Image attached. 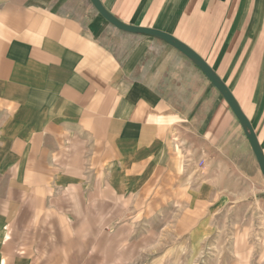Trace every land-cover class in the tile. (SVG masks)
I'll list each match as a JSON object with an SVG mask.
<instances>
[{
  "label": "crops",
  "instance_id": "crops-1",
  "mask_svg": "<svg viewBox=\"0 0 264 264\" xmlns=\"http://www.w3.org/2000/svg\"><path fill=\"white\" fill-rule=\"evenodd\" d=\"M100 2L199 54L264 155V0ZM244 156L264 190L235 114L171 44L90 0H0V264H172Z\"/></svg>",
  "mask_w": 264,
  "mask_h": 264
},
{
  "label": "rangeland",
  "instance_id": "rangeland-1",
  "mask_svg": "<svg viewBox=\"0 0 264 264\" xmlns=\"http://www.w3.org/2000/svg\"><path fill=\"white\" fill-rule=\"evenodd\" d=\"M219 166L216 172L223 175L220 169L227 166ZM235 167L236 174L242 172L249 178L240 176L238 181L235 177L225 181L229 187L223 196L227 199L217 204L215 214L210 216L209 229H204L206 233L198 244L192 245L187 239L183 244L174 245L176 259L172 264H235L240 263L235 259L239 253H247L252 264H264V190L260 189L247 157L241 159V166ZM137 200L141 204L143 198Z\"/></svg>",
  "mask_w": 264,
  "mask_h": 264
},
{
  "label": "water",
  "instance_id": "water-1",
  "mask_svg": "<svg viewBox=\"0 0 264 264\" xmlns=\"http://www.w3.org/2000/svg\"><path fill=\"white\" fill-rule=\"evenodd\" d=\"M93 6L97 9V11L113 26L116 28L130 33H139L146 34L158 37L165 42L171 44L177 50H179L182 54L187 56L200 70L203 74L210 80L213 86L219 91L224 100L227 102L236 118L238 119L248 141L250 147L254 153L258 166L260 168L261 174L264 178V155L260 149L259 143L255 136V133L249 123V120L245 116V114L240 109L239 105L235 101L233 95L227 88V86L221 81L220 77L214 72L211 66L192 48L183 42L179 41L172 35L155 28L142 27L124 23L113 16L100 2V0H90Z\"/></svg>",
  "mask_w": 264,
  "mask_h": 264
}]
</instances>
